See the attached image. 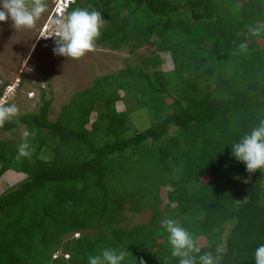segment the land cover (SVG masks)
<instances>
[{
	"label": "trees",
	"instance_id": "16d2710c",
	"mask_svg": "<svg viewBox=\"0 0 264 264\" xmlns=\"http://www.w3.org/2000/svg\"><path fill=\"white\" fill-rule=\"evenodd\" d=\"M77 8L109 19L98 44L150 53L74 94L56 120L43 90L37 112L1 127L35 135L30 157L17 158L23 138L0 140V177L26 174L0 192V264H88L106 248L125 250L123 264H179L164 218L197 243L205 239L201 254L223 245L221 264H255L264 244V170L248 172L230 144L264 119V0H75L66 16ZM163 54L170 70L161 67ZM14 81L0 88V100ZM131 97L154 123L126 137L130 108L116 104ZM128 205L150 209V221L121 226ZM93 227L97 235L81 233Z\"/></svg>",
	"mask_w": 264,
	"mask_h": 264
},
{
	"label": "rangeland",
	"instance_id": "374dc122",
	"mask_svg": "<svg viewBox=\"0 0 264 264\" xmlns=\"http://www.w3.org/2000/svg\"><path fill=\"white\" fill-rule=\"evenodd\" d=\"M46 3L48 4L47 11L42 14L41 18L31 29H16L11 18L5 22H0V88L8 81L22 80L20 89H17L18 92L9 96L7 103L4 104H16L19 109L16 117L25 113L37 112L44 103L41 95L46 91V99L51 98L52 100L50 118L56 120L60 117L63 106L70 102L74 94L92 87L97 78L117 72L129 63L139 64L141 55L150 53V50L147 48L149 46L131 51L130 44H126L117 50L111 49L108 44H98L95 42V50L88 52L79 59L57 55L53 51L54 47H56L54 39L50 41L38 40L42 27L45 24L50 25V22L58 17L55 14L56 17L49 22L51 13L57 3L55 0H46ZM83 3L84 1L81 5ZM61 16L66 15L62 14ZM102 17L104 18L103 29L110 21L103 14ZM254 40V36H248V42H253ZM261 42L263 45V41ZM163 60V65L161 66L163 70L173 68L171 57L168 54H163ZM29 92H34V95L29 97ZM121 94L123 95V93ZM116 105L120 111L128 108L131 110L135 106V100L132 97L126 98L119 101ZM130 110L128 121L130 131H128L126 137L134 136L136 131L144 130L154 123V120L146 109ZM71 111L79 112L80 110L73 107ZM96 117L97 112H93L92 120ZM25 131L28 132L27 127L13 130H4L0 127V140L19 141L23 138ZM43 154L45 159H50L52 155L51 149L45 148L41 156ZM148 165L152 166L151 163ZM144 171V175L147 177L148 171ZM156 172L160 171L156 170ZM236 175L246 178L239 173H236ZM154 176H157L156 173ZM25 177L26 174L24 173L10 170L0 177V192L5 191L16 183L18 184ZM151 186L153 188L152 184ZM169 190H171V186L169 185L162 187L160 190V197L164 203H169L167 198ZM171 205L175 206V203ZM129 207L128 205L127 210L124 212L126 220L122 222L121 226L131 228L150 221L152 216L150 209L143 212H134ZM165 215L168 216L169 213L165 212ZM99 231V227H93L81 233L97 235ZM73 236L72 234H68L64 238V242L67 238H72ZM198 244L200 246L205 245V239L199 238Z\"/></svg>",
	"mask_w": 264,
	"mask_h": 264
},
{
	"label": "clouds",
	"instance_id": "9594fccd",
	"mask_svg": "<svg viewBox=\"0 0 264 264\" xmlns=\"http://www.w3.org/2000/svg\"><path fill=\"white\" fill-rule=\"evenodd\" d=\"M74 1L67 3L65 13ZM47 8L46 0H0V22L11 18L16 29H31ZM103 24L104 18L99 10L77 8L67 16H58L53 19L48 31L42 37H51L43 41L54 39L55 54L79 59L95 50V42L101 35ZM28 96L32 97L30 92ZM18 112L19 109L14 103L0 106V127L16 117ZM29 135L34 136L35 132L23 133L17 158L32 155ZM230 145L232 155L246 165L248 172L264 170V119L259 120L256 126ZM160 226L168 233L171 255L179 258V264H221L225 251L223 245H217L215 253L201 254V247L193 234L181 223L172 218H164L160 221ZM126 256L127 252L123 249L106 248L100 255L90 256L88 264H123ZM254 258L255 264H264V244L255 249Z\"/></svg>",
	"mask_w": 264,
	"mask_h": 264
},
{
	"label": "built area",
	"instance_id": "2783aa9c",
	"mask_svg": "<svg viewBox=\"0 0 264 264\" xmlns=\"http://www.w3.org/2000/svg\"><path fill=\"white\" fill-rule=\"evenodd\" d=\"M71 1V0H55V2L57 3L56 6L54 7V10L52 11L51 13V16L49 18V22L51 19H53L55 16V14H57L58 16H61L62 14L66 15L65 11H66V6H67V3ZM49 28V25L48 24H45L40 33H39V36H38V40H47L51 37H42V35L47 32ZM19 82L20 80L17 79L15 80L12 84H9L6 86L5 88V92H4V95L3 97L1 98L0 100V105H3L5 104L7 101H8V97L13 94L14 92H16L17 90V87L19 85ZM30 95L33 96L34 93L33 92H30ZM76 235H79V234H76Z\"/></svg>",
	"mask_w": 264,
	"mask_h": 264
}]
</instances>
